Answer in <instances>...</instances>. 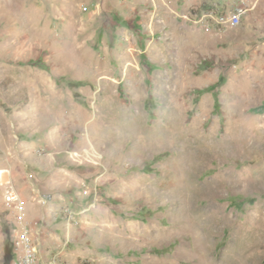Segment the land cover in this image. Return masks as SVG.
Instances as JSON below:
<instances>
[{"label":"rangeland","instance_id":"obj_1","mask_svg":"<svg viewBox=\"0 0 264 264\" xmlns=\"http://www.w3.org/2000/svg\"><path fill=\"white\" fill-rule=\"evenodd\" d=\"M247 1L231 27L202 20L214 0H0V184L45 255L264 264V0ZM12 220L4 203L0 264Z\"/></svg>","mask_w":264,"mask_h":264},{"label":"built area","instance_id":"obj_2","mask_svg":"<svg viewBox=\"0 0 264 264\" xmlns=\"http://www.w3.org/2000/svg\"><path fill=\"white\" fill-rule=\"evenodd\" d=\"M247 0H214L202 14V20L221 26L237 27L249 11ZM4 203L12 217L11 264H58L59 255L47 256L41 247L44 225L26 219L23 202L16 195L8 181H4Z\"/></svg>","mask_w":264,"mask_h":264},{"label":"crops","instance_id":"obj_3","mask_svg":"<svg viewBox=\"0 0 264 264\" xmlns=\"http://www.w3.org/2000/svg\"><path fill=\"white\" fill-rule=\"evenodd\" d=\"M4 173H5V171L0 170V177H1V175L4 174ZM0 186H2V184H0ZM1 207H4V202H3V199L0 197V208H1Z\"/></svg>","mask_w":264,"mask_h":264}]
</instances>
